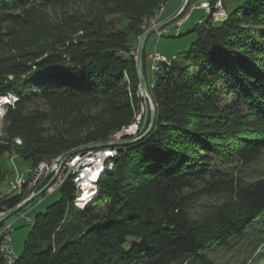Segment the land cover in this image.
Segmentation results:
<instances>
[{
  "label": "trees",
  "instance_id": "16d2710c",
  "mask_svg": "<svg viewBox=\"0 0 264 264\" xmlns=\"http://www.w3.org/2000/svg\"><path fill=\"white\" fill-rule=\"evenodd\" d=\"M81 1L0 0V95L19 98L7 107L4 132L22 139L1 145L0 154L15 152L30 167L107 142L135 121L140 81L131 51L141 25L169 0H112L126 30L92 18L77 20L76 40L69 38L78 29L69 35L63 27L53 43L40 39L41 11ZM210 20L196 24L184 64L174 57L157 73L152 133L119 147L89 207H74V183H64L60 199L36 216L14 264H217L206 251L264 221V180L242 176L264 151V0H246L221 24ZM34 103L46 109L29 108ZM149 122L148 115L143 132ZM29 194L2 201L0 210ZM216 195L227 199L192 218L196 201ZM73 210L88 217L84 226L59 237ZM262 258L263 239H251V259Z\"/></svg>",
  "mask_w": 264,
  "mask_h": 264
},
{
  "label": "rangeland",
  "instance_id": "374dc122",
  "mask_svg": "<svg viewBox=\"0 0 264 264\" xmlns=\"http://www.w3.org/2000/svg\"><path fill=\"white\" fill-rule=\"evenodd\" d=\"M107 1L108 2H106L105 0L104 1L103 0H85L81 2L72 3L67 7L48 8L47 10L45 9L46 11H41L43 14L40 15V20L37 22V25H36L38 26V31H41L40 32L41 36H39L40 39L42 41L43 40L46 41L47 43H53L52 37H54V35L57 34V28L63 27L68 31L66 33L69 35L72 33H75V29L77 28L78 32L75 35L70 36V38L68 37L70 40H76L77 37H79L82 34V30H80L81 29L80 25L75 26L77 20L79 21L88 20L89 21V19H92V18H95V22L97 21V24L102 23L103 25H109L110 26L109 28L111 30H126L129 22L126 21V19L124 18L122 14H118L116 11L115 12L113 11L112 7L115 5L111 3L112 0H107ZM216 1L218 2L219 0H216ZM220 1L222 3L221 4L217 3V5L214 4L215 1L212 2L213 8L210 14L204 10L194 11L191 14L192 16L189 18V20L185 24H182L184 26L180 28V30H176L173 25H175L177 21L182 19L189 12L190 4L194 2V0H192L188 8L186 9V11L183 13V16L181 15V17L176 19L170 25L157 30L155 33L149 36L147 43H146V51L144 54V69H145V74L148 79L150 90L154 86L157 73L149 71L148 69V61H147V55H146L148 52L150 51L159 52L161 55L165 56L168 59L170 64L172 60H174V57H178L177 62L184 64V57L186 53L190 49L192 43L198 38L199 30H195L196 24L198 23V21L200 19L203 21H207L209 18V15H211V20H210L211 23L215 25L221 24L228 19L229 13H231L238 6L243 4V2H245L246 0H220ZM183 2L184 0H169L166 2L165 5L164 4L161 5L160 8L162 7L164 9L162 11L163 14L161 15V18L159 19V21H157V25L152 27V25L150 23L148 24L147 22L149 21V18L153 16L154 13H156L154 11V13L150 15L141 25L142 33L141 35L138 36V41H140L144 33L149 31V30L144 29L143 25L146 24L145 26L148 27L150 30L153 28H156L160 23L166 21L167 19L173 16V15L170 16V14L174 13L176 10H177L176 11L177 13L179 9L181 8ZM110 9L111 11H109ZM198 28L199 29L202 28V25L199 24ZM33 30H35V26L33 27ZM160 33H162L163 36H159ZM131 54L134 56V59L137 63L138 47L132 50ZM141 87L142 85L139 82L138 89H137V96L141 99V103H140L139 111L137 115L135 116L134 122H136L137 118H139L140 116L139 112H141L142 110H144V113H145L144 118L146 117V115H149L148 114L149 113V105H148L149 103H148L143 87H142V91L145 96H143L144 99L142 98L140 94ZM130 96H131V92H130ZM0 98L2 101L1 102L2 104H0V146L1 145H11L12 147V145L13 146L18 145L17 142H20V141L22 144L21 138H12L6 135L4 132V128H5L4 117L7 112V107L14 105V103L17 102L19 98L17 97L15 93H9L8 95H0ZM29 108L33 110H45L46 106L43 103H34L32 105H29ZM145 109H147V112L145 111ZM134 122L132 124H134ZM131 125L127 127H131ZM144 128L142 129L140 128L139 132L135 136H132V137H128L127 135V136H123L120 138L118 136L121 131H119L118 133L115 134L114 138L109 141H122V140L134 139L143 132ZM106 148L116 149L117 153L119 149V147H105V148H99L95 150H102ZM64 156L65 154L60 155L56 158H53L52 160L60 158L62 161ZM113 158H110L106 162L112 161ZM52 160H49V161H52ZM69 160L70 158H68L64 162L63 166L66 165L67 164L66 162H69ZM43 162H47V160H44ZM43 162L41 161L39 164ZM60 163H59V166H60ZM14 164L17 170L20 172H24L27 169L33 168V167H30L27 163H24L23 161H21L19 155L16 154L15 152L13 153L12 151L2 152L0 154V166L2 167L4 178L0 182V199H2L3 194H5L6 192L5 189L8 183V174H12L14 170ZM38 165L34 167H37ZM226 166L227 164L225 165V167ZM108 170L109 169L107 167L105 170V173H107ZM80 171H84V170L81 169ZM243 173H244L242 175L243 180L246 182L264 180V151L262 155L259 158H257L254 162L250 163L249 165L244 166ZM104 174L99 176L94 186L90 187L91 188L90 191L95 192V196L93 199H97L98 197L97 184L99 182V179ZM70 179H71L70 177H67L65 182H63V184L66 183ZM49 180L44 185H46L49 182ZM43 186L38 188L36 191L31 192L29 196H31L32 194L40 190ZM52 186L53 185H51L46 190L45 193H43L42 195L37 197L33 202L28 204L23 210L10 216L5 221V226L11 225V224H13L14 226V230L11 235L12 236L11 240H12L14 251L18 256L24 251L25 241L28 237L29 232L31 231V228H32V225L34 223L36 216L40 213H45L47 208L51 204H53L54 202L60 199L59 190H54L52 192H49ZM60 188L61 186L59 187V189ZM24 193H27L28 195L27 189L24 190ZM79 195L80 193L76 189V193H75L76 201L75 200L73 201V206L77 207V209L79 210H83L85 209V207L86 208L89 207L94 202V201H91L89 202L87 206H82L80 202L81 199L78 200L77 198ZM226 199L227 197L225 195L203 197L202 199H199L198 201H196L190 207L189 209L190 214L192 218H195V219H199L204 216H207L210 213H212L217 207L221 206L226 201ZM99 207L104 208V205H102V203H99L96 209H98ZM24 214H27L32 219V221H29V219L25 217ZM87 218L88 217H84L82 214H80L78 210H73L68 219V222H70V224L66 226L65 228H63L58 233V236L61 237L63 235H66L69 231V228H72L75 226H84V223L87 220ZM257 237H261L264 241V221L258 224L254 233L251 234V225H250L243 235L231 239L228 245L218 244V245L213 246L211 249L206 251V255L208 256L209 259H211L217 264H264V258L260 259L259 261L258 260L254 261V259H251V239H255ZM18 256L16 257L18 258ZM0 264H6V263L0 262ZM10 264H12L11 261H10Z\"/></svg>",
  "mask_w": 264,
  "mask_h": 264
},
{
  "label": "built area",
  "instance_id": "2783aa9c",
  "mask_svg": "<svg viewBox=\"0 0 264 264\" xmlns=\"http://www.w3.org/2000/svg\"><path fill=\"white\" fill-rule=\"evenodd\" d=\"M213 1L216 2V3L214 2V4L216 5L217 3L218 4L222 3L220 0L218 2L216 0H194V2L190 4L189 12L182 19L177 21L175 25H173L175 29L179 30L180 25L185 24L189 20L191 14L194 11L204 10L207 13H211L213 8L212 6ZM160 18L161 15L158 14V17L156 18L154 25L152 27L157 25V21H159ZM147 30L150 29L148 28ZM159 36H163V34L160 33ZM146 55H147L149 71L159 73L160 71H162L165 65L168 66V59L165 56L161 55L159 52L150 51ZM145 111L147 112V109H145ZM147 117L148 115H146L145 120H141L140 123H138L133 130L128 131L125 134L121 135L120 138L127 135L128 137L135 136L139 132L140 128L142 129L146 125ZM111 156H113V148L92 150L87 152V154H78L70 157L69 162L66 165L62 166L59 175L57 177V181L54 182L49 192L58 190L59 187L62 186L63 182H65L66 178L70 177L76 189L79 190L80 199H81L82 196H84L87 193V191L91 189L85 186V177L93 174L95 169H97L98 166H100L101 161ZM77 163H85V170L77 171ZM59 168L60 166H51L50 168L44 169L38 173L30 172L29 174H24V177L32 176L31 192L36 191L38 188L43 186L53 176V174L59 170ZM63 170H66V173H63ZM24 177H17V168L14 167L12 174H8V178H10V187L9 189H7L5 194H3L2 199H0V203L10 198L17 197V192L19 191V187ZM5 214L6 213H0V218ZM24 216L27 217L29 221H32V219L27 214H25ZM13 230H14L13 224L5 226V222H4L3 224L0 225V262L1 263L5 262L6 264H10V260L13 257L18 256L14 251L11 240L12 239L11 235Z\"/></svg>",
  "mask_w": 264,
  "mask_h": 264
},
{
  "label": "water",
  "instance_id": "95a60500",
  "mask_svg": "<svg viewBox=\"0 0 264 264\" xmlns=\"http://www.w3.org/2000/svg\"><path fill=\"white\" fill-rule=\"evenodd\" d=\"M191 1L192 0H184L181 8L179 9V11L175 15H173L172 17H170L166 21L160 23L156 28H153V29L149 30L148 32L144 33L143 36L141 37L140 41H139L138 57H137V70H138V76L140 79V83H141V85L145 91V94H146V97H147V100L149 103L148 105H149L150 122H149L147 129L143 133H141L138 137H136L134 139H128V140H122V141H107V142L92 143V144L80 146V147L68 152L63 157L59 170L53 174V176L51 177L49 182L46 185H44L40 190L35 192L33 195L22 200L17 206H15L13 209L8 211L4 216H2L0 218V225L3 224L10 216H12V215L16 214L17 212L23 210L28 204L33 202L37 197H39L40 195L45 193L46 190L56 181V179L59 175V172L63 166L64 161H66L69 157L75 156V155L80 154V153L99 149V148L132 146V145H135V144L142 142L146 137H148L152 133V131L154 130V128L156 126L158 109H157V103L155 101V98H154V96H153V94L149 88L148 79H147V76L145 74V69H144V54L146 51V43H147V40L151 34L155 33L159 29H162V28L170 25L176 19L181 17V15H183V13L188 8ZM65 172H66V170L63 171V173H65Z\"/></svg>",
  "mask_w": 264,
  "mask_h": 264
},
{
  "label": "bare ground",
  "instance_id": "6f19581e",
  "mask_svg": "<svg viewBox=\"0 0 264 264\" xmlns=\"http://www.w3.org/2000/svg\"><path fill=\"white\" fill-rule=\"evenodd\" d=\"M164 9L161 7L159 10H157L156 11V13L153 15V16H151L150 18H149V21L147 22L148 24L150 23L152 26L154 25V22H155V20H156V18L158 17V14H160V15H162L163 13H162V11H163ZM165 13V12H164ZM210 14V13H209ZM201 22V21H200ZM146 25V24H145ZM145 25H143V28L144 29H148V27H146ZM184 25H180V28H182ZM180 30V29H179ZM172 63V62H171ZM170 65V62L168 61V66ZM140 94H141V96H142V98H143V96H144V93H143V91H142V87L140 88ZM144 99V98H143ZM2 101H1V98H0V104H2L1 103ZM142 109H143V107H142ZM140 113V116H139V118H137V120H136V122H134V124H132L131 125V127H127V128H124L120 133H119V135L121 136V135H123V134H125L126 132H128V131H131V130H133L134 129V127L138 124V123H140V121L141 120H145V118H144V110H142L141 112H139ZM16 143V142H15ZM17 144L18 145H21V141L20 142H17ZM78 155V154H77ZM115 155H117V150L116 149H113V156H111V157H108V158H106V159H103L102 161H101V163H100V166H98V168L97 169H95V171H94V173L93 174H91L90 176H86V178H85V186L86 187H92V186H94L95 185V183H96V181L98 180V178H99V176H101L102 174H104L105 173V170H106V168L108 167V169L109 170H111L112 169V165H111V162L112 161H110V162H106V161H108L110 158H113ZM70 158V157H69ZM60 161H61V159L60 158H57V159H55V160H52V161H47V162H43V163H41V164H39L37 167H33L32 169H27L26 171H24V172H20V171H18L17 170V177H24V174H29L30 172L31 173H38V172H40V171H42V170H44V169H48V168H50L51 166H59V163H60ZM62 162V161H61ZM65 162V161H64ZM66 163H68V162H66ZM109 165H107V164ZM61 164V163H60ZM64 164V163H63ZM107 166V167H106ZM14 167H16L15 166V164H14ZM85 170V163H77V171H80V170ZM19 172V173H18ZM53 185V184H52ZM9 187H10V178H8V183H7V185H6V191H7V189H9ZM25 189H27V191L31 194V189H32V176H25L24 178H23V180H22V183H21V185H20V187H19V191L17 192V196L18 195H22L23 193H24V190ZM78 192H79V190H78ZM33 195V194H32ZM94 196H95V192L94 191H87V193L84 195V196H82V198H81V200H80V202H81V205L82 206H87L88 204H89V202H91L92 200H93V198H94ZM30 197V196H29ZM28 198V197H27ZM26 199V198H25ZM79 199H80V197H79ZM8 211H10V209H5V210H0V213H7ZM25 215V214H24ZM17 260V257H13L10 261L12 262V264H14L15 263V261Z\"/></svg>",
  "mask_w": 264,
  "mask_h": 264
},
{
  "label": "crops",
  "instance_id": "0c3cea01",
  "mask_svg": "<svg viewBox=\"0 0 264 264\" xmlns=\"http://www.w3.org/2000/svg\"><path fill=\"white\" fill-rule=\"evenodd\" d=\"M176 11H177V10H176ZM176 11H175L174 13L170 14V16L174 15V14L176 13ZM191 16H192V15H191Z\"/></svg>",
  "mask_w": 264,
  "mask_h": 264
}]
</instances>
